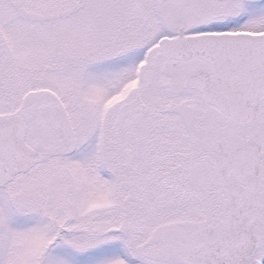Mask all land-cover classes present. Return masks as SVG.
Returning a JSON list of instances; mask_svg holds the SVG:
<instances>
[{
	"label": "snow or ice",
	"instance_id": "1",
	"mask_svg": "<svg viewBox=\"0 0 264 264\" xmlns=\"http://www.w3.org/2000/svg\"><path fill=\"white\" fill-rule=\"evenodd\" d=\"M0 264H264V0H0Z\"/></svg>",
	"mask_w": 264,
	"mask_h": 264
}]
</instances>
